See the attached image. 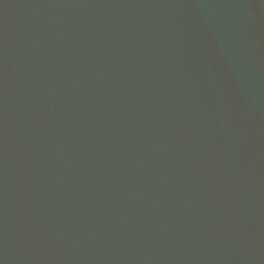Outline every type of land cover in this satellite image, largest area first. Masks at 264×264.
<instances>
[{
    "label": "water",
    "instance_id": "obj_1",
    "mask_svg": "<svg viewBox=\"0 0 264 264\" xmlns=\"http://www.w3.org/2000/svg\"><path fill=\"white\" fill-rule=\"evenodd\" d=\"M243 2L0 0V264H264Z\"/></svg>",
    "mask_w": 264,
    "mask_h": 264
},
{
    "label": "clouds",
    "instance_id": "obj_2",
    "mask_svg": "<svg viewBox=\"0 0 264 264\" xmlns=\"http://www.w3.org/2000/svg\"><path fill=\"white\" fill-rule=\"evenodd\" d=\"M241 7L249 16L259 19L264 24V3L260 0H244Z\"/></svg>",
    "mask_w": 264,
    "mask_h": 264
}]
</instances>
